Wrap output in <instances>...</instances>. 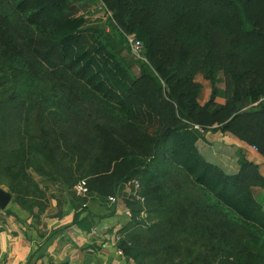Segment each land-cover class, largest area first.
Segmentation results:
<instances>
[{
  "label": "trees",
  "instance_id": "obj_1",
  "mask_svg": "<svg viewBox=\"0 0 264 264\" xmlns=\"http://www.w3.org/2000/svg\"><path fill=\"white\" fill-rule=\"evenodd\" d=\"M85 1L0 0V184L32 213L45 207L33 173L67 189L85 180L112 215L108 198L137 181L143 200L122 198L130 218L115 233L135 264H264V177L206 160L194 127L218 121L264 158V0H100L141 43L137 74L73 9ZM196 74L223 103L201 102Z\"/></svg>",
  "mask_w": 264,
  "mask_h": 264
},
{
  "label": "crops",
  "instance_id": "obj_2",
  "mask_svg": "<svg viewBox=\"0 0 264 264\" xmlns=\"http://www.w3.org/2000/svg\"><path fill=\"white\" fill-rule=\"evenodd\" d=\"M61 188L66 195L61 194L58 201V195L51 196L54 192L45 188L50 194L41 212L36 207L29 213L12 199L0 210V264H135L117 253L114 232L130 218L126 207L116 203L118 196L116 208L109 215V211L94 212V200L103 203L98 197L81 195L76 186L67 189L61 184ZM78 213L81 217L92 215L93 229L86 231L73 224Z\"/></svg>",
  "mask_w": 264,
  "mask_h": 264
},
{
  "label": "rangeland",
  "instance_id": "obj_3",
  "mask_svg": "<svg viewBox=\"0 0 264 264\" xmlns=\"http://www.w3.org/2000/svg\"><path fill=\"white\" fill-rule=\"evenodd\" d=\"M72 7L73 9H75V11H77L78 14L84 15L87 20L89 21L95 20L101 23L107 32L111 33L117 40H119V42L126 49L127 54L131 55V57H133L132 59L135 60L134 61L135 65L133 68L135 74L138 73V68L141 64L147 63L144 50L141 47H139V49H135L132 46V43L130 42L131 38L134 40L136 39L133 36L122 32L118 28L115 21H112L110 19L111 17L110 12H107L104 9L100 0H87L83 3H74ZM194 80L202 88V93H201L202 103L207 102L211 98L212 94L214 96L213 98H215L214 99L215 102H218V103L224 102V99L220 96V93L218 91L216 93L214 92L212 88V84L208 79L203 78L200 74H196L194 76ZM216 86L218 89H222L223 83L219 82L216 84ZM218 124H219L218 121H214L212 125H207V127H201L197 125L198 126L197 130L201 134V138L199 139L198 144H197V149L199 153L206 160H209L211 162H214L220 165L225 171L229 173H236L239 170L240 165L242 164L243 161L253 163L257 166L256 168L259 171V173L264 177V158L259 153L258 148L254 145H251L249 143H246L245 141L238 139L236 136L232 135L229 131L223 130L221 125H218ZM33 176H34V179L38 182L39 186L45 192L46 198H44V200L45 199L46 200L45 202L43 200L44 202L43 206H45V203L47 201L48 193L50 194L49 189H51V191L54 192V193H51V196L56 197L58 195L57 201L59 200V197L61 196V194H65V192L62 191L63 187L61 188L62 183L59 179H56L54 182L53 181L50 182V181H47L43 177L37 176L34 173H33ZM48 184L49 186H47ZM0 186L4 188L5 190H7V185L5 183L0 184ZM48 187H49L48 189L49 192L48 191L46 192L45 188H48ZM130 189L131 188L126 185H122L119 188V191L117 194L118 199L116 202L118 203L119 207H121L122 205L125 206L122 198L124 196L128 197ZM254 193L256 197L258 198V200L261 201L262 204L264 205V188L256 186L254 188ZM76 198L78 199L79 197L76 196ZM76 198L73 197V201L75 203H77ZM88 200L92 201L94 199L91 198ZM12 203H13V198H12ZM76 206H79V205L76 204ZM93 207H95V210L94 208L93 210L96 213H102L103 211H106V212L111 211L110 206H108V208H110L108 209L104 203L100 204L96 200H94ZM38 213L39 212L37 211V214ZM128 215L130 217V214ZM144 217L145 216H143L142 218ZM116 236L117 234L114 235V237ZM122 237L123 236L120 234L117 240L121 239Z\"/></svg>",
  "mask_w": 264,
  "mask_h": 264
},
{
  "label": "built area",
  "instance_id": "obj_4",
  "mask_svg": "<svg viewBox=\"0 0 264 264\" xmlns=\"http://www.w3.org/2000/svg\"><path fill=\"white\" fill-rule=\"evenodd\" d=\"M130 42L132 43V46L135 48V49H139V47H141V43H139L137 40H134V39H130ZM196 129H198V126L195 125L194 126ZM126 186L130 187L131 188V196L133 197H136V199L142 201L143 198H141L140 196L137 195V191L139 189V184L137 181H133L132 183H129V184H126ZM76 187L78 188L79 190V193L81 195H86L87 192H86V187H85V180H81L77 185ZM110 200L111 203H115L116 201V197H109L108 198ZM118 239V237H114V240L116 241ZM117 253L118 255H123L121 249H117Z\"/></svg>",
  "mask_w": 264,
  "mask_h": 264
},
{
  "label": "water",
  "instance_id": "obj_5",
  "mask_svg": "<svg viewBox=\"0 0 264 264\" xmlns=\"http://www.w3.org/2000/svg\"><path fill=\"white\" fill-rule=\"evenodd\" d=\"M11 199V193L0 186V210H4L11 201Z\"/></svg>",
  "mask_w": 264,
  "mask_h": 264
}]
</instances>
